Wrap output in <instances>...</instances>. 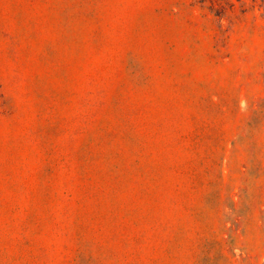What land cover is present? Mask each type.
I'll return each mask as SVG.
<instances>
[{"label":"rangeland","instance_id":"1","mask_svg":"<svg viewBox=\"0 0 264 264\" xmlns=\"http://www.w3.org/2000/svg\"><path fill=\"white\" fill-rule=\"evenodd\" d=\"M0 264H264V0H0Z\"/></svg>","mask_w":264,"mask_h":264}]
</instances>
